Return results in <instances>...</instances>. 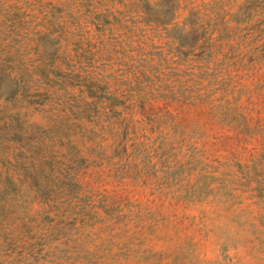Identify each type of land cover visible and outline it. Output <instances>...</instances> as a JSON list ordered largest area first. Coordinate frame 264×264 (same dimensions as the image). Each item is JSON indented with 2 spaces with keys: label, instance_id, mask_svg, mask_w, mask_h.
Returning a JSON list of instances; mask_svg holds the SVG:
<instances>
[{
  "label": "rangeland",
  "instance_id": "rangeland-1",
  "mask_svg": "<svg viewBox=\"0 0 264 264\" xmlns=\"http://www.w3.org/2000/svg\"><path fill=\"white\" fill-rule=\"evenodd\" d=\"M0 264H264V0H0Z\"/></svg>",
  "mask_w": 264,
  "mask_h": 264
}]
</instances>
